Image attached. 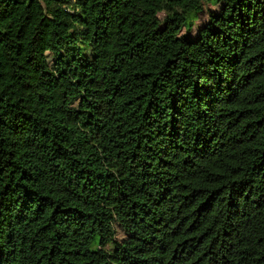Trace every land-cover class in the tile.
I'll return each instance as SVG.
<instances>
[{"label": "trees", "instance_id": "1", "mask_svg": "<svg viewBox=\"0 0 264 264\" xmlns=\"http://www.w3.org/2000/svg\"><path fill=\"white\" fill-rule=\"evenodd\" d=\"M0 264H264V0H0Z\"/></svg>", "mask_w": 264, "mask_h": 264}, {"label": "rangeland", "instance_id": "2", "mask_svg": "<svg viewBox=\"0 0 264 264\" xmlns=\"http://www.w3.org/2000/svg\"><path fill=\"white\" fill-rule=\"evenodd\" d=\"M220 6L216 3L213 2H208L204 4L203 9L200 11L199 15H196L195 17V23L193 26V33H197L199 31V23L201 24L202 21H205L209 18V13L211 11H219ZM162 16L164 15V12H161ZM175 29L179 33H183L186 30V25L183 22H179L178 24L175 25ZM116 226V231L115 234L113 235L111 240L110 246H115L116 248L123 249L122 243L123 240H125L127 237H129V234L118 224H115Z\"/></svg>", "mask_w": 264, "mask_h": 264}]
</instances>
